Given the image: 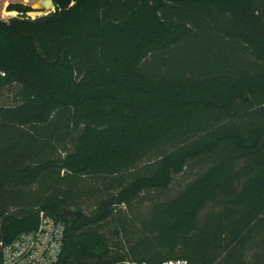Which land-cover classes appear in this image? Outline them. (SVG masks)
<instances>
[{"label": "trees", "instance_id": "16d2710c", "mask_svg": "<svg viewBox=\"0 0 264 264\" xmlns=\"http://www.w3.org/2000/svg\"><path fill=\"white\" fill-rule=\"evenodd\" d=\"M54 2L0 16V264L40 211L57 264H264V0Z\"/></svg>", "mask_w": 264, "mask_h": 264}, {"label": "built area", "instance_id": "2783aa9c", "mask_svg": "<svg viewBox=\"0 0 264 264\" xmlns=\"http://www.w3.org/2000/svg\"><path fill=\"white\" fill-rule=\"evenodd\" d=\"M67 227L45 211L39 212V224L34 230L19 234L2 246L3 264H57L64 251ZM113 264H148L123 260ZM161 264H189L185 259H169Z\"/></svg>", "mask_w": 264, "mask_h": 264}, {"label": "rangeland", "instance_id": "374dc122", "mask_svg": "<svg viewBox=\"0 0 264 264\" xmlns=\"http://www.w3.org/2000/svg\"><path fill=\"white\" fill-rule=\"evenodd\" d=\"M39 0H35L32 2L31 0H21L22 3L31 5V10L27 12V15L30 16L31 18H37L39 16L45 15L46 12L40 8H38L37 3ZM17 0H0V16L2 18L8 19L13 16H17L18 12L17 11H10L8 7L10 4L16 3ZM12 98V92L10 90L4 92V94L0 98V102L2 103H9ZM193 179V174L186 172L184 174L176 175L173 178V183L171 184L170 188L165 191V192H159L156 191L154 193L142 195L141 198L139 199L140 201H143L142 204L139 205H132L130 207H115V209L118 211V213L121 211H129V212H137L138 209L145 210L147 208V202L150 200H167L171 199L176 196V194L185 188V186ZM107 198V194H99L98 196L86 199L82 203L81 209L86 215L89 216H94L99 212V209L101 207V203L103 200ZM149 206V205H148ZM116 212L112 214V216L108 217V219L103 223L104 229H109L111 228L115 223V217H116Z\"/></svg>", "mask_w": 264, "mask_h": 264}, {"label": "water", "instance_id": "95a60500", "mask_svg": "<svg viewBox=\"0 0 264 264\" xmlns=\"http://www.w3.org/2000/svg\"><path fill=\"white\" fill-rule=\"evenodd\" d=\"M37 6L38 8L44 10V11H48L45 13V15L53 12L56 10V4L54 2V0H39L38 3H37ZM75 212V211H73ZM77 216H81L82 215V211L79 210L77 212H75ZM110 231L116 235V236H119L120 235V230L118 228L117 225H113L111 228H110ZM2 242V227L0 225V243Z\"/></svg>", "mask_w": 264, "mask_h": 264}]
</instances>
